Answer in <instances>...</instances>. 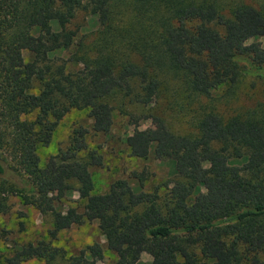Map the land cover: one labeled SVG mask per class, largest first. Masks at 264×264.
Masks as SVG:
<instances>
[{
    "label": "trees",
    "instance_id": "obj_1",
    "mask_svg": "<svg viewBox=\"0 0 264 264\" xmlns=\"http://www.w3.org/2000/svg\"><path fill=\"white\" fill-rule=\"evenodd\" d=\"M119 1L138 7L151 0H0V208L5 196L19 195L51 214L53 236L95 222L103 241L94 239L68 264H96L105 250L116 255L112 264H137L142 252L150 255V264H264V108L259 102L227 117L204 111L193 136L171 131L159 115H131L135 122L149 121L124 136L131 155L168 159L180 177L164 202L156 191L123 178L95 191L91 168L102 158L88 146L81 125L72 129L66 147L40 159L37 146L49 143L71 109H88L92 130L105 134L114 122L105 98L114 89L133 93L135 84V100L150 103L160 85L149 69L151 60H168L197 94L235 84L241 72L264 79V44L258 39L264 37V0L259 6L232 1L226 13L210 2L168 0L171 15L162 28V47L151 43L143 50L133 31L121 28L113 15ZM79 9L95 15L100 26L88 45L76 41L79 28L72 20ZM138 12L152 24L150 8ZM75 46V55L66 59L49 56ZM133 51L142 61L129 56ZM68 62L78 67L68 68ZM30 112L34 118H25ZM72 188L83 208L57 209ZM61 254L47 242H28L14 248L5 264L31 258L51 263Z\"/></svg>",
    "mask_w": 264,
    "mask_h": 264
},
{
    "label": "rangeland",
    "instance_id": "obj_2",
    "mask_svg": "<svg viewBox=\"0 0 264 264\" xmlns=\"http://www.w3.org/2000/svg\"><path fill=\"white\" fill-rule=\"evenodd\" d=\"M199 1L210 2L222 13H226L232 1L238 0ZM242 1L255 6L263 3V0ZM167 2L168 0H151L149 3L138 4L137 7L126 1H119L113 7V15L120 19L121 28L129 27L131 32L133 31L132 35L136 41L141 43L142 50L151 43L161 48L163 27L170 21L171 15ZM172 5L179 4L174 2ZM139 7H148L153 11L151 25L141 19L138 12ZM72 24L73 27L79 28L76 41L83 40L87 45L100 30L96 16L88 13L86 9L77 11ZM258 39L264 44V37ZM75 49L76 46L69 50L49 52V56L54 59H66L75 55ZM30 56L28 51H24L26 60L30 59ZM129 56L136 61H142V55L136 51L130 52ZM160 60L161 63L158 62ZM167 61L163 59L151 60L149 69L158 76L160 85L158 93L150 103L143 105L135 100L133 96L136 91L135 84H133V93H126L122 88L114 89L105 98V101L113 107L114 118L111 130L105 134L92 130L88 109H71L56 125L49 143L37 146L40 159L45 161L50 155L56 154L60 148L66 147L72 129L81 125L87 129L86 142L88 146L96 149L102 158L101 165L91 168L95 191H104L111 182L123 178L133 186L142 183L143 189L156 191L159 201L167 200L170 185L180 177L168 159L161 158L154 153H150L145 158L131 155L124 142V136L149 125L147 119L139 118L136 122L131 120V115L140 116L148 113L159 115L165 120L171 131L193 136L198 132L197 121L204 111L214 110L227 117L236 111H245L258 102L264 108V79L247 72H241L235 84L221 85L208 94H197L187 85L184 74ZM67 65L71 69L78 67L70 62ZM25 118L33 119L34 112L26 114ZM84 153L83 151L80 154L82 159L85 158ZM83 204L84 200L72 188L56 203V206L59 210H65L67 207H76L81 210ZM1 205L0 264H5V257L9 256L14 248L37 241H44L60 247L62 249L61 256L51 263L43 258H31L22 264H68L69 257L77 255L85 245L94 239L100 242L104 239L96 223L88 221L62 229L53 236L50 233L53 228L51 214L39 212L19 195L5 196ZM194 250L198 251L197 248ZM115 259L114 253L105 250L103 259L97 261L96 264H112ZM150 261V255L142 252L137 264H150ZM243 264L252 263L250 260H245Z\"/></svg>",
    "mask_w": 264,
    "mask_h": 264
}]
</instances>
